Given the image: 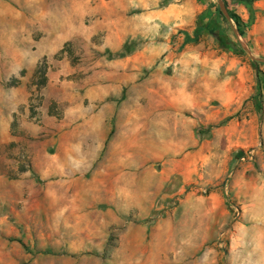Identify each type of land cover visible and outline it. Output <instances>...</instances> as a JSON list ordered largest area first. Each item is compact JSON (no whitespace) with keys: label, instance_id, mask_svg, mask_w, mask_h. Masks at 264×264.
<instances>
[{"label":"rangeland","instance_id":"obj_1","mask_svg":"<svg viewBox=\"0 0 264 264\" xmlns=\"http://www.w3.org/2000/svg\"><path fill=\"white\" fill-rule=\"evenodd\" d=\"M224 1L0 0V264H264V0Z\"/></svg>","mask_w":264,"mask_h":264},{"label":"crops","instance_id":"obj_2","mask_svg":"<svg viewBox=\"0 0 264 264\" xmlns=\"http://www.w3.org/2000/svg\"><path fill=\"white\" fill-rule=\"evenodd\" d=\"M194 2L193 0H184V22H194L195 17L198 14L197 12L199 11L198 4H195ZM192 102L193 100H191L187 91L184 89V100L182 102L184 103V108L189 107Z\"/></svg>","mask_w":264,"mask_h":264},{"label":"trees","instance_id":"obj_3","mask_svg":"<svg viewBox=\"0 0 264 264\" xmlns=\"http://www.w3.org/2000/svg\"><path fill=\"white\" fill-rule=\"evenodd\" d=\"M237 1L244 3L247 7H249L254 1H257V0H237ZM223 3H224L225 8L227 9L230 20L235 24L237 28H240V26L242 25L240 18L228 10V7L224 0H223ZM188 41H189V38H186V42ZM41 74H43V71L41 72ZM256 109L258 113L261 114V106L259 102L256 104Z\"/></svg>","mask_w":264,"mask_h":264},{"label":"water","instance_id":"obj_4","mask_svg":"<svg viewBox=\"0 0 264 264\" xmlns=\"http://www.w3.org/2000/svg\"><path fill=\"white\" fill-rule=\"evenodd\" d=\"M217 3H218L219 9L221 10V12L224 15V17L227 20H230L228 12H227V9L225 8L223 1L222 0H217ZM246 52L249 54V51H248L247 48H246ZM250 58H251L252 62H254V63H264V59H257V58H254L252 56Z\"/></svg>","mask_w":264,"mask_h":264},{"label":"bare ground","instance_id":"obj_5","mask_svg":"<svg viewBox=\"0 0 264 264\" xmlns=\"http://www.w3.org/2000/svg\"><path fill=\"white\" fill-rule=\"evenodd\" d=\"M178 101V100H177Z\"/></svg>","mask_w":264,"mask_h":264}]
</instances>
